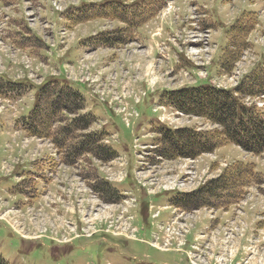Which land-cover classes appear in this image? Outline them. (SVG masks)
Returning <instances> with one entry per match:
<instances>
[{"label":"rangeland","instance_id":"374dc122","mask_svg":"<svg viewBox=\"0 0 264 264\" xmlns=\"http://www.w3.org/2000/svg\"><path fill=\"white\" fill-rule=\"evenodd\" d=\"M103 1L15 0L22 27L28 32L23 43L34 48L31 52L18 51L11 40L2 41L12 19L0 12V88L5 86L4 92H0V256L10 264H187V256L170 250L168 242L174 237L170 235L184 240L189 230L192 232L189 240L193 233L200 231L201 238L197 239L206 241L205 256H202L206 262L218 259L226 264L243 248L239 254L240 264H264V153L252 154L225 143L195 158L156 160L153 146L158 142L156 131L160 127L187 128L202 133L220 132L221 127L170 108L162 115L166 122L161 123L157 121L160 112L152 111L160 99L157 95L167 89L205 83L215 89L233 91L241 81L254 76L264 62V0L171 1L168 9L156 14L153 20L158 19L153 26L146 29L149 35L151 31V35H159V22L167 18L173 20L179 14L183 16L185 10L186 15L177 18L179 29L174 35L178 40L173 45L180 50L182 37L189 40L190 47L184 51L204 67L200 72H191L186 63L182 70L177 66L169 72V77L159 74L158 66L145 61L144 54L137 50L138 30H127L121 21L116 24L128 31V43L118 49H98L91 55L76 53L78 46L87 40L85 37L100 32L103 26L108 32L117 29L111 17H105L106 21L94 20L92 24L90 21L66 24L62 21L67 19L66 12ZM7 12L10 16V11ZM250 13L257 18L247 19ZM244 19L247 26L253 22V29L244 37L246 46L241 52L234 47L233 39L232 53L226 56V33L231 25ZM208 21L213 27L210 45L206 46L202 30L211 27ZM78 25L82 26L77 28ZM147 40L148 36L145 46ZM157 49L167 56L168 48L157 46ZM37 51L44 58L37 56ZM235 54L238 60L230 70L220 65L228 57L232 61L231 55ZM175 71L180 74L176 76ZM84 78L97 82L77 86ZM48 80L76 84L71 85L72 88L83 96L84 108L86 106L96 119L88 132L98 133L99 125L100 133L116 135V141L109 140V147L120 156V161L101 163L84 156L82 160L91 162L81 161L74 168L68 167L61 165L60 157L54 160L45 153L44 149L55 152L49 141L15 131L17 122L30 114L35 92ZM17 83L22 85L15 86ZM94 86L104 94L101 99L92 94ZM160 89L164 90L157 92ZM134 93L149 94L141 98L138 105L128 100V104L114 100L107 105L108 98ZM4 96L5 100L1 98ZM242 102L264 114V96L246 97ZM48 109L52 108L48 106ZM83 111L79 115L84 114ZM123 113L137 115L129 119L130 127L123 123ZM149 133L153 134L143 138ZM135 139H138L137 147H134ZM146 143L152 148L141 150L140 146ZM236 169L237 177L234 173L231 179L235 189L228 191L229 196L219 191L215 199L206 196L209 207L185 211L168 205L175 193L165 191L175 187L183 193H191L217 179L225 170L236 172ZM245 169L251 174L246 178L250 183L241 187L246 183L242 178ZM122 179V183L110 182ZM237 179L241 184L238 187L234 186ZM101 180L110 183L116 191L114 201L102 199L91 189ZM51 182L49 187L47 184ZM34 195L41 198H33ZM228 201L232 204H227ZM149 205L153 208H147ZM157 211L160 214L155 213ZM170 212L174 219L167 227L169 236L164 234L162 239L159 236L156 240L164 243V252L150 246L156 244L151 236L157 225L169 219ZM226 212L229 217L220 218ZM152 214H157L156 220L151 219ZM76 235L81 236L73 239ZM244 238L246 242L242 247L240 242ZM183 240L178 241L179 245Z\"/></svg>","mask_w":264,"mask_h":264},{"label":"trees","instance_id":"16d2710c","mask_svg":"<svg viewBox=\"0 0 264 264\" xmlns=\"http://www.w3.org/2000/svg\"><path fill=\"white\" fill-rule=\"evenodd\" d=\"M161 7V0H143L130 6L106 2L100 6L89 5L83 8L73 17L72 22L77 24L96 18L111 17L124 23L126 29L131 31L155 16ZM246 18H253V14L247 15ZM250 23L247 26L245 19L238 20L230 28L227 35L226 56L232 53L230 48L233 39L236 41L234 47L239 48L242 52L246 46L244 37L253 29L251 26L253 22ZM127 30L100 34L91 39L92 45L107 48L124 45L129 40ZM229 58L221 61L220 65L230 70L238 58L237 54L231 55L232 61ZM255 73L254 76L241 81L233 91L216 90L211 86H203L163 93L160 97L162 105L169 106L185 115L204 118L210 123L220 126L221 131L202 133L187 128L176 130L161 128L158 131L160 137L156 154L167 160L195 158L202 153L211 152L212 149L225 143L234 144L252 154L264 153V114L254 106L247 107L242 102L246 97L264 96V62ZM62 84L63 82L58 84L56 81L48 80L35 92L32 111L27 118L21 119V127L24 132L28 136L48 140L62 155V163L68 167L74 168L80 161L91 162L82 160L84 156L101 163L115 160L117 153L102 144L103 135L88 132L94 123V118L86 113L79 115L84 109L82 96ZM48 106L52 109L49 110ZM83 132L88 133L83 135ZM244 171L242 178L244 177L246 180L251 174L247 169ZM234 173L236 176L237 169L236 172L225 170L217 179L209 181L191 193L176 194L169 204L185 211L209 207L210 204L207 202L209 198L206 199V196L215 199L218 191L228 194L230 189H235L231 181ZM249 183L250 181L246 180L245 184L240 185L241 187L247 186ZM235 185L240 186L238 179ZM91 189L105 200H113L116 197L113 189L103 180L97 181L91 186ZM234 196L232 195L231 198ZM227 204L231 205L232 203ZM0 264L10 263L0 256Z\"/></svg>","mask_w":264,"mask_h":264},{"label":"crops","instance_id":"0c3cea01","mask_svg":"<svg viewBox=\"0 0 264 264\" xmlns=\"http://www.w3.org/2000/svg\"><path fill=\"white\" fill-rule=\"evenodd\" d=\"M172 1H174V3H175V0H172ZM191 6H194V5H191ZM0 8L3 11H6L5 16L7 15L8 17H10L12 19L8 23V29H7V32L5 33V36H4L5 40L7 39V40L13 41L14 45L18 48V50L25 51V52L34 51L33 47H31L29 45L24 46L23 42H24V39L26 37H28V32H27V30H24L22 27L23 25H22V22L20 20L21 19V13L18 10L19 5L17 4V2H15V0H0ZM7 11H10L9 12L10 16L8 15ZM183 13H184L183 16H185L186 11L183 10ZM183 16L179 14L176 18H173V20H170L169 18H167V19L159 22V24L161 26V32L159 33V35H151L152 31L150 32V35H149V32L146 29V28L150 29L151 26H153L152 23L154 21H156L158 18L155 20H151L148 23H146L142 28L139 29V32H138V40L136 41L137 42L136 45L138 46L137 50L144 54V57H145L144 59L147 63L158 66L159 67V70H158L159 74L161 73V74L165 75L166 77L170 76L171 73H169V72L176 70V67L178 65V58H177L178 53H177V50L172 45L167 44L168 45L167 56L166 57L161 56L158 52L157 46L161 42L167 43L169 36L171 34H173L177 30V28L179 29L178 25L180 23V20L178 21L177 18H182ZM93 22H95V21H93ZM93 22H91L89 24H92ZM116 25L117 24L115 23V26ZM81 26L82 25H80V26L78 25L77 28H79ZM84 26H86V25H84ZM31 31H32V29L29 30V32H31ZM146 36L149 37V40L146 41V46H145L144 40H145ZM39 51L41 52V50H39ZM39 51H37L36 55L41 56V59L44 58L41 54H39ZM97 51H98V49L94 50L92 52H88L86 50V48L81 45V46H78L76 53L78 55H87L88 53L91 55ZM193 71L194 70L191 69V72H193ZM176 73H177L176 74V76H177L180 74V71H178ZM163 90L164 89H160L157 92H160ZM167 90H171V89H167ZM86 111H87V107H86ZM19 134H23L22 131H20ZM44 151H45V153H47L49 155V157H52V153L54 152L52 150L50 153L46 149H44ZM47 185L50 187L52 185V182L48 183ZM227 213L228 212L224 213V215L220 218H224L225 215H226V218L229 217ZM212 227L214 228V225ZM245 242H246V238H244V240H242V242H240V244L242 243L240 246L243 247V245H245ZM242 249L243 248H241V249L239 248V250L237 252L238 254L234 258L233 264H236L240 260L239 254L242 251Z\"/></svg>","mask_w":264,"mask_h":264},{"label":"built area","instance_id":"2783aa9c","mask_svg":"<svg viewBox=\"0 0 264 264\" xmlns=\"http://www.w3.org/2000/svg\"><path fill=\"white\" fill-rule=\"evenodd\" d=\"M168 227V226H167ZM167 227H165V229H164V232H165V234L166 235H168L169 236V234H168V229H167ZM170 236H174L173 238L177 241V244L179 245V242L178 241H181V240H183V238H181V240H179L175 235H170ZM173 238H171V239H173ZM181 245H182V242H181ZM192 258H193V264H197L195 261H199V263H201V264H204V259L202 258V257H199V256H196L195 254H193L192 255Z\"/></svg>","mask_w":264,"mask_h":264}]
</instances>
